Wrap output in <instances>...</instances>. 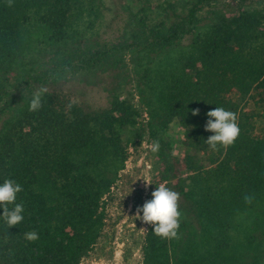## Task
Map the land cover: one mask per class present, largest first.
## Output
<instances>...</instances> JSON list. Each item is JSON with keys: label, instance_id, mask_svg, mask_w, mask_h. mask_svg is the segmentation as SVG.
I'll use <instances>...</instances> for the list:
<instances>
[{"label": "trees", "instance_id": "obj_1", "mask_svg": "<svg viewBox=\"0 0 264 264\" xmlns=\"http://www.w3.org/2000/svg\"><path fill=\"white\" fill-rule=\"evenodd\" d=\"M153 1L0 0V183L22 185L24 206L17 226L0 217V264H81L141 127L181 212L178 238L149 224L144 264H264V134L248 107L264 111V0H189L182 14L172 3L154 14ZM215 107L240 132L212 150ZM175 120L209 167L174 155Z\"/></svg>", "mask_w": 264, "mask_h": 264}, {"label": "rangeland", "instance_id": "obj_2", "mask_svg": "<svg viewBox=\"0 0 264 264\" xmlns=\"http://www.w3.org/2000/svg\"><path fill=\"white\" fill-rule=\"evenodd\" d=\"M92 2L96 6L99 0H84ZM133 8V2H128ZM167 3L175 5L178 13L182 14L189 9V0H154L152 6L156 13H163ZM227 5V0L219 4ZM235 3L232 8L225 10L226 17H232L237 13ZM264 8V3H260ZM99 24V20L95 22ZM97 98V95H94ZM250 109L255 110L256 119L254 126L258 134H264V111L253 102L249 103ZM141 127V133L136 147L127 159L123 169L119 171L115 185L107 199L105 209V221L103 230L98 237L92 252L81 264H144L145 262V237L149 224L137 219V210L143 204L152 199V192L161 184L168 183L160 172V164L156 152L145 147L151 144L149 138ZM165 137L172 147L174 155L180 160L185 154L194 155L202 161L205 167L211 165L207 155L199 154L183 142V131L177 120L173 121L165 133ZM150 166V168L148 167ZM186 171H181L179 178L187 177ZM151 184L146 183L145 181ZM142 216V212L140 213Z\"/></svg>", "mask_w": 264, "mask_h": 264}, {"label": "clouds", "instance_id": "obj_3", "mask_svg": "<svg viewBox=\"0 0 264 264\" xmlns=\"http://www.w3.org/2000/svg\"><path fill=\"white\" fill-rule=\"evenodd\" d=\"M45 91V89H40L33 95L29 104V111L35 112L41 109ZM192 114L198 115L199 110L193 111ZM207 116L209 119L206 122L205 130L212 132L213 135L205 140L206 144L212 150H217L218 146L225 148L231 146L240 132L236 114L225 110L223 107H215L207 113ZM145 147L152 152H157L159 142L154 141L151 144H146ZM148 167L150 168V166ZM145 182L151 184L148 181ZM22 191V185L12 179H5L3 183H0V207L3 208V214L0 217L3 218L8 229L19 225L24 219V206L21 203H16L17 194ZM179 199L180 194L178 192L161 184L152 192V199L145 202L142 208L137 210L136 217L144 223L152 225L153 233L160 238H178L181 217ZM245 201L250 203L251 197L245 196ZM9 205H13V207L10 208ZM141 212L142 216L140 215ZM25 238L29 242H35L39 239V235L37 232L31 231L25 234Z\"/></svg>", "mask_w": 264, "mask_h": 264}]
</instances>
